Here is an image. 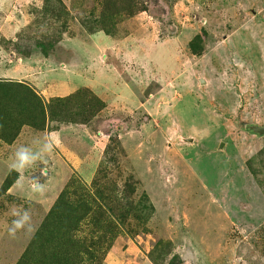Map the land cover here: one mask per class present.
Instances as JSON below:
<instances>
[{"label":"rangeland","instance_id":"374dc122","mask_svg":"<svg viewBox=\"0 0 264 264\" xmlns=\"http://www.w3.org/2000/svg\"><path fill=\"white\" fill-rule=\"evenodd\" d=\"M113 1L90 34L107 0H0V79L47 89L70 129L49 139L67 177L0 174V264L76 178L119 224L101 264H264V0Z\"/></svg>","mask_w":264,"mask_h":264},{"label":"trees","instance_id":"16d2710c","mask_svg":"<svg viewBox=\"0 0 264 264\" xmlns=\"http://www.w3.org/2000/svg\"><path fill=\"white\" fill-rule=\"evenodd\" d=\"M61 5L59 2L51 4V15L56 6ZM43 12L47 14L45 7ZM119 12L113 0L101 5L99 14L89 10L86 16L91 29L87 31L90 34L99 30L105 33L106 28L113 26L114 14ZM83 20L81 18V22ZM30 24L29 21L28 26ZM21 90L23 94L19 93ZM79 92L73 93L70 99L79 95ZM61 102L59 98L45 102L28 84L0 79V140L11 143L23 126L43 131L51 123L66 121L67 118L57 117L59 110H62ZM70 181L46 212L15 264L102 263L103 255L112 246L119 224L115 215L108 211L105 197L97 190L96 182L93 181L87 187L76 178L74 183L78 186L69 193L73 183ZM12 184V180L5 181L3 188L7 190Z\"/></svg>","mask_w":264,"mask_h":264},{"label":"crops","instance_id":"0c3cea01","mask_svg":"<svg viewBox=\"0 0 264 264\" xmlns=\"http://www.w3.org/2000/svg\"><path fill=\"white\" fill-rule=\"evenodd\" d=\"M9 80L16 81L17 79L11 78ZM33 89L43 99L47 98L46 96L43 97V95H48L46 93L47 89L37 87L36 85L33 87ZM22 128L21 131H19L18 136L11 143L0 140V153L2 154V156H0V174L6 175L9 171H14L15 174H18V176L21 177L25 173L31 172L33 170L34 173L42 174L47 172L50 175L57 172L56 169L58 166H60V173L65 174V177H67L70 171L68 169L69 166L66 164L61 155L55 153L54 148L50 145L49 139H51L52 133L53 135L57 136L56 138H62L65 135H70V133H68L70 129L64 130V128H61L59 130H50L48 129L47 125L45 130L38 131L39 133H37L36 135L32 136L31 138H27V133L30 132L28 131V129H32L24 126ZM76 131L79 132L78 130ZM23 136L25 137L24 139H22ZM73 137L77 136L73 135ZM24 141L26 142L22 145ZM10 153H12V155L7 156ZM27 155H31L28 158V163H20V161ZM7 158L13 159L9 160L8 162L6 160ZM14 188L15 186H13L12 184L8 190H12L11 192H13ZM61 189L59 190L57 196L61 192Z\"/></svg>","mask_w":264,"mask_h":264},{"label":"water","instance_id":"95a60500","mask_svg":"<svg viewBox=\"0 0 264 264\" xmlns=\"http://www.w3.org/2000/svg\"><path fill=\"white\" fill-rule=\"evenodd\" d=\"M249 129L252 133L258 135H264V126H250ZM186 140L190 141L191 139H186Z\"/></svg>","mask_w":264,"mask_h":264},{"label":"clouds","instance_id":"9594fccd","mask_svg":"<svg viewBox=\"0 0 264 264\" xmlns=\"http://www.w3.org/2000/svg\"><path fill=\"white\" fill-rule=\"evenodd\" d=\"M24 219H25V220L28 219L27 213H25ZM16 226L19 227V226H20V223H19V222H16Z\"/></svg>","mask_w":264,"mask_h":264}]
</instances>
